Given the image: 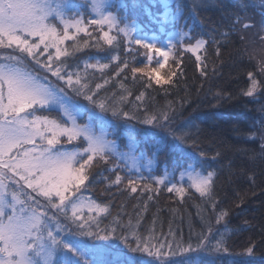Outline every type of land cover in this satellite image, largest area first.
<instances>
[{"label":"trees","instance_id":"16d2710c","mask_svg":"<svg viewBox=\"0 0 264 264\" xmlns=\"http://www.w3.org/2000/svg\"><path fill=\"white\" fill-rule=\"evenodd\" d=\"M154 1L114 0V8L119 17L140 23L143 34L150 36L156 34L159 18L164 14ZM257 1L176 0L175 9L179 8L182 24L206 44L196 55L176 53L159 72L162 80L172 76L165 84H156L155 76L151 81L140 73L133 77L134 66L151 69L159 65L148 63L144 49L135 43L126 45L122 36L111 49V55L89 47L74 56L61 58L66 61L63 74L79 70L84 76V60L89 57H97L109 65L103 71L87 70L89 88L96 92V98L137 117L131 121H115L110 113L96 110L97 115L116 125L103 129L109 140L118 146L127 140L136 141L148 157L154 156L170 172L181 167L180 171L190 169L203 176L214 173L212 191L205 197L195 188L186 189L182 195L167 193L171 177L157 190L156 183L149 179L151 176H142L137 191L132 192L128 181L135 178L120 162L110 159L107 164L94 162L88 170L86 187L95 203L108 207V213L98 217L100 227H114L115 237H119L91 241L102 244L106 250L104 264H114L120 259L118 252L134 257L136 264H154L151 259L142 258L147 253L127 252L122 237L127 235L135 246L133 234L144 239L150 248L154 245L155 249L168 253V264H186L189 260L195 264H264V148L261 147L264 145V74L246 52L249 46L244 27L245 16L261 12L259 5H251ZM72 2L83 4L85 0ZM262 21L264 24V15ZM95 27L90 26L89 31ZM110 34L116 35V32ZM98 35L99 30L93 32V37ZM78 39L88 37L81 33ZM72 43L67 41L65 47ZM112 56L118 59L113 60ZM250 72L261 85L253 97L243 95L250 83ZM58 83L54 85L64 87L72 101L87 104L63 83ZM97 84L101 88L97 89ZM142 92L144 96L138 100ZM121 96L126 99L121 100ZM40 113L51 118L59 114L48 110ZM161 113L168 115L167 120L161 119L163 127L140 122L145 114L159 116ZM151 133L166 137V142L153 148L154 141L148 135ZM176 136L184 137V143L174 139ZM63 141L69 151L78 148L74 141L71 145L66 139ZM117 174L122 178L119 184L114 183ZM161 176L162 173H155L157 179ZM224 212L227 216L217 223L218 216ZM218 242L221 246L217 251ZM189 247L195 251L181 254L180 249ZM250 247L253 251L248 255Z\"/></svg>","mask_w":264,"mask_h":264},{"label":"snow or ice","instance_id":"6c2138e0","mask_svg":"<svg viewBox=\"0 0 264 264\" xmlns=\"http://www.w3.org/2000/svg\"><path fill=\"white\" fill-rule=\"evenodd\" d=\"M112 7L109 0H85L83 4L73 3L72 0H0V49L12 50L10 54H0V264H104L102 258L106 250L91 241L119 238L115 237L114 227H100L98 217L108 213L107 206L93 201L85 203L72 197L80 192L81 185L88 180V170L94 162L107 164L110 157H115L117 160L124 158L126 166H130L128 155L117 153L115 142L107 139V133L103 130L105 126L115 128L116 125L97 115L96 110L103 114L110 113L115 121H131L137 117L134 113L110 105L104 99L96 98V92L89 88L87 70L103 71L109 67L107 63H102L97 57H89L84 60V76L79 70L63 74L66 61L61 58L74 56L89 47L111 55V49L119 42L120 36H123L126 45L135 43L145 49L149 54V62L154 52L163 57L166 63L169 52L154 43H145L134 37V29L127 24L121 27L122 18L112 13ZM167 7L165 4L163 22H167L169 17ZM85 16L88 18L85 19ZM179 17L177 8L176 15L171 17L172 22L178 25ZM93 25L96 27L90 32L89 27ZM244 27L247 29L251 25L245 24ZM97 30L99 35L93 37V32ZM112 32H116V35L110 34ZM81 33L88 39H78ZM180 35L185 34L181 31ZM259 38L264 41V35ZM65 41L73 43L65 47ZM205 44V40L197 39L194 44L189 43L185 51L195 55ZM103 45L108 48L104 49ZM41 46L43 52L40 55L47 53V62L40 60L37 55ZM173 46L170 43L169 47ZM50 48L55 50L54 53L49 52ZM16 52L20 55H16ZM25 56L87 104L72 101L64 87H57L50 81L45 83L47 77H41L35 70L26 67ZM112 59L118 57L112 56ZM196 59L199 62L200 56L197 55ZM165 63L158 62L159 66L151 69L134 66L131 71L133 77L140 73L151 81L155 76L156 84H165L172 79L171 75L167 80L159 76ZM120 70L123 71V68ZM259 71L264 74V64L260 65ZM248 79L250 83L243 95L253 97L261 85L251 72ZM96 88H101V85L97 84ZM143 96L142 92L137 99ZM124 99L126 97L121 96V100ZM38 110L56 111L59 115L55 118L38 115ZM161 119L167 120V113L159 116L145 114L140 122L163 127ZM81 120L84 122L80 123ZM148 135L154 141L153 148L166 142L164 136L155 133ZM61 137H65L68 144L82 138L85 146L72 151L57 147L62 143ZM174 139L184 143L182 136ZM261 147L264 148V145ZM184 175L181 171V179ZM213 176V172H208L206 176L197 174L193 177L189 174V180L195 191L205 197L212 191ZM121 180L117 174L114 183L119 184ZM138 183L129 179L128 185L132 192L137 191ZM163 183L164 178L156 180L157 190ZM144 187L150 189V185L145 184ZM167 190L179 195L185 191L175 184ZM36 197H41L46 203ZM85 207L89 212L87 217L83 215ZM49 208L53 210L51 214ZM93 212L95 216L91 215ZM58 214L63 216L67 225L60 222ZM225 216L227 212L221 213L217 223ZM132 240H135V246L127 235L122 237L128 253L144 252L149 256L154 255L157 260L169 255L155 249L154 245L150 248L144 239L135 234ZM203 243L202 240L201 246ZM220 246L218 242L217 251ZM191 251L195 249H180L181 254ZM252 251L251 247L248 248L247 254L251 255ZM117 256L120 259L114 264H136L134 257L124 252H118ZM164 264H168L167 259ZM186 264L195 262L189 260Z\"/></svg>","mask_w":264,"mask_h":264},{"label":"rangeland","instance_id":"374dc122","mask_svg":"<svg viewBox=\"0 0 264 264\" xmlns=\"http://www.w3.org/2000/svg\"><path fill=\"white\" fill-rule=\"evenodd\" d=\"M154 2L157 3L159 9H161V8L163 9L164 13L166 10L165 4H167V6H168L167 11L169 13V17H168L167 22L162 21V17L164 14L161 15V18H159L160 27L155 30V32H156L155 36H151V35L148 36L146 34H143L142 31H143L144 27L138 22L129 21L127 18L121 17L123 22L121 23L120 26L123 27L124 24H127L130 28L134 29V31L132 33L134 37L140 38L145 43H154L158 47H160L161 49L168 51L169 52V58H168V61L166 63H165L163 57L158 56L154 52L151 53V55H152L151 62L148 61V63H152V64H158V62L159 63H165V67H166L167 65H169L170 61L174 58V55L176 53H178L179 51H181V53L182 52L183 53L188 52V51H185V48L188 46V44L189 43L194 44L197 39H201V38L194 36L189 31V28H187L184 24H182L181 13H180L178 25L176 23L172 22L171 17L175 16L176 12H177V10L175 9L176 0H155ZM109 4L113 5V7L111 8L112 13L119 17V15L117 14V10L114 8V0H109ZM251 5L252 6L259 5V7H261L262 10L260 13H258L256 15L252 14V15H247L244 17L245 22H246L245 24L251 25V27H249L245 31V33L247 34L246 38L248 40L247 42H248V46H249L247 48L246 52L260 66L261 64H264V41H261L259 38L260 35H264V31H262V28H264V24L262 21V16L264 15V0H258L257 3H253V4L251 3ZM181 31L185 34L184 36L180 35ZM165 33L167 34V36L162 37V35ZM122 38H123V36H122ZM66 43H67V41H65V45H66ZM170 43L172 45H174L171 48L169 47ZM201 50L202 49L198 50L197 53ZM54 51H55L54 49H51V48L49 49V52L54 53ZM144 51L148 57L149 54L146 52L145 49H144ZM42 52H43V46H41V48L37 50V55L39 56L40 60L47 62V53L40 55V53H42ZM10 53H12L11 49H0V54H10ZM189 53H191V52H189ZM15 54L19 55L17 52ZM191 54H193V53H191ZM56 63L58 64V62H56ZM25 64L29 70L34 69L35 73L38 74L39 76L47 77V80L44 81L45 83H47L49 81L53 84L55 82H59L58 84L62 85V82L58 81L55 77H52L50 75V73H47L42 69H39L38 65H36L31 59H29V58L25 59ZM37 70H40V71H37ZM40 111L41 110L38 111V115H41ZM57 116H55V117H57ZM79 122L83 123L84 121L81 120ZM99 130L100 129L97 128V131H99ZM104 131L107 133L106 130H104ZM64 139H66V138L61 137L62 143L64 142L63 141ZM107 139H108V133H107ZM62 143L60 145H57V147H61L64 149L69 147L67 145L64 146ZM66 143H67V141H66ZM74 143L76 146L78 145V148L85 146V143L83 142L82 138L75 140ZM69 145H71V144H69ZM26 147H30V146H26ZM115 150L119 154H127L128 155V165H130V166H126V162H125L124 158L117 160L115 157H110L109 159L114 161V162H120V166L125 167V169L127 171L131 172L133 175V178H135L136 181H140L142 176H147V177L151 176V178H149V179L151 181H153L155 184L156 180H157V177H155V173L156 174L162 173L161 178H164V182L168 181V178L171 177L169 180V185L166 188L167 193H171V194L177 193L175 191L169 192L167 190L168 187H171L173 184H175L177 187H183L185 190L188 188H190V189L193 188L191 186V181L189 180V174H191L193 177L196 176L197 174H199L198 172H194L190 169L186 170V169L182 168L181 171H183L185 173V175H184V178L181 179V177H180L181 171L179 170L181 167H178L175 172L171 171L173 173V174H171L170 168H167L165 166L162 167L161 161L156 159L154 156L151 155L150 157H148V153L145 150L142 151L140 149V146L136 143V141L134 142L133 140H127L126 142H123L121 146H118L117 143H115ZM142 153H145L146 155H142ZM200 175H202V174H200ZM174 180H177V181L174 182ZM33 195L35 196V193H33ZM36 199L41 200L42 203H46V201H43V199L41 197H36ZM72 199L83 200L85 203H87L89 201H93L91 199V196L89 195L88 190H87L86 181H85L84 185H81L80 192L76 193V195L73 196ZM48 211L50 214L53 212V210L51 208H49ZM69 214H71V213L69 212ZM58 215H60V214H58ZM83 215L85 217H87L89 215L87 207L84 208ZM91 215L95 216V212L91 213ZM60 222L62 224L67 225V221L64 220L62 215H60ZM97 244L102 246V244H100V243H97ZM147 257H149V258H147ZM142 258H145L146 260L151 259L152 263H154V264H158V263L161 264L164 262L165 259H168V256L167 257L161 256L159 260H157L154 255L153 256H149V255L146 256L145 255ZM144 262H146V261L144 260ZM169 262L170 261H168V263Z\"/></svg>","mask_w":264,"mask_h":264}]
</instances>
